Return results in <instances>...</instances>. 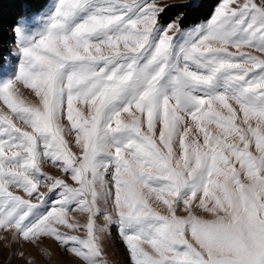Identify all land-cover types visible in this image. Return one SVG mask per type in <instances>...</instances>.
<instances>
[{
	"label": "snow or ice",
	"instance_id": "6c2138e0",
	"mask_svg": "<svg viewBox=\"0 0 264 264\" xmlns=\"http://www.w3.org/2000/svg\"><path fill=\"white\" fill-rule=\"evenodd\" d=\"M165 7L54 0L20 17L9 63L0 58L9 110L0 113V230L33 245L52 238L85 264H106L108 225L133 264H264V58L228 50L264 53V0H222L191 28L183 12L161 24ZM42 162L66 178L44 173ZM71 212L87 222H70Z\"/></svg>",
	"mask_w": 264,
	"mask_h": 264
},
{
	"label": "rangeland",
	"instance_id": "374dc122",
	"mask_svg": "<svg viewBox=\"0 0 264 264\" xmlns=\"http://www.w3.org/2000/svg\"><path fill=\"white\" fill-rule=\"evenodd\" d=\"M201 0H199L200 3ZM126 2L131 3L133 0H126ZM139 2V0H137ZM188 0H157V3L159 6H166L165 10L168 6L179 4V3H187ZM257 3H259V0H256ZM54 3V0H49V2L46 4L44 8L50 7V5ZM222 4V0L219 4H217V7L215 11L218 9V7ZM43 8V9H44ZM42 10V9H41ZM214 11V13H215ZM213 13V15H214ZM163 14V13H162ZM162 14H161V21L160 23H165L162 21ZM210 19L199 22L197 24H204L207 23ZM177 19H175L172 22H176ZM193 25L187 26L185 28H191ZM13 42L11 44L10 50L15 49L16 47V36L15 33L11 32ZM169 35H173L172 32H169ZM213 46L219 47L220 45L214 44ZM10 50L5 58V64L9 63L10 60ZM230 52H244V53H250L252 55L260 56L261 58H264V53H261L255 49L252 48H241L237 50L236 48L229 47L228 49ZM103 54L108 55L110 54L111 50L107 47L102 49ZM12 59L15 61L18 59V57H12ZM14 72V70H13ZM20 91L23 94V96L30 102L35 103L38 98L34 96V93L25 88L22 85H19ZM77 107L80 108L82 111L87 112V108L84 107L81 104H77ZM9 110L6 109L5 106L2 105V101H0V113H7ZM125 119H128L127 115L124 116ZM17 123V126L21 128H25V125L20 121H15ZM63 123L67 124L68 122L65 120ZM208 128L211 132H216L217 129L214 125H208ZM30 130V129H28ZM195 132V130H194ZM193 138L192 135L189 136V139L191 140ZM65 139L69 141V146L72 148L74 152L79 153V149L76 147L74 140V135H66ZM202 135H200V141L202 143ZM253 151H255L253 147ZM10 155V153H9ZM42 171L48 175L56 176L59 178H66L65 174L63 173L62 169H59L55 166H53L51 163H41ZM107 178V177H106ZM69 183H72L73 186H76L74 182H72L70 179L68 180ZM50 183V182H46ZM9 191H12L14 194L24 196V198H28L26 194L21 190L17 189L15 187H9ZM40 191L44 192L45 199H47L48 196H51L52 193H49L47 188L44 185L40 186ZM32 203L38 204L40 203L37 199H32ZM53 201H48L45 204V207L51 208ZM98 204L103 208L105 205L102 201H98ZM154 206L158 207L159 210L163 214L166 213V209L158 204V202L153 201ZM108 211H112L111 206H107ZM195 213L197 215H203L205 218H209L207 214L203 213L202 209L196 208ZM178 215H187L186 212L183 211V208L178 209ZM70 222L72 220L79 221L80 224H84L87 222V214L86 213H80V212H71L69 214ZM97 224L99 226H105L107 225V221L103 218L102 215L97 217ZM62 231H67L69 234L78 235L81 238H85L87 233L86 230H68L66 228H61ZM190 239V237H189ZM101 246H102V257L104 261H106V264H133L129 249L123 239V237L120 234L119 228L116 225H108V230L102 234L101 239ZM146 250L151 251L150 246L145 245ZM23 253L21 256L20 253ZM15 254V255H14ZM0 264H85V262L76 257L73 253L65 249L64 247H61L58 245L52 238H45L43 239V242L39 245H33L29 244L27 242H24L22 240H17L14 238L13 231L5 232L3 230H0Z\"/></svg>",
	"mask_w": 264,
	"mask_h": 264
},
{
	"label": "trees",
	"instance_id": "16d2710c",
	"mask_svg": "<svg viewBox=\"0 0 264 264\" xmlns=\"http://www.w3.org/2000/svg\"><path fill=\"white\" fill-rule=\"evenodd\" d=\"M49 0H0V58H5L10 50L13 38L11 32L21 16L43 9ZM221 0H201V6L195 11L181 9L179 4L170 5L162 14V21L169 23L181 16L182 12L187 20L182 27L208 20L213 15L217 4Z\"/></svg>",
	"mask_w": 264,
	"mask_h": 264
}]
</instances>
